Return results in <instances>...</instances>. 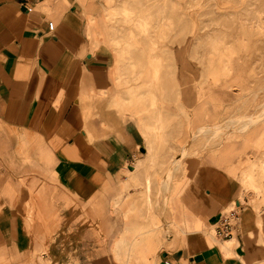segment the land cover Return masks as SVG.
<instances>
[{
    "label": "crops",
    "instance_id": "obj_1",
    "mask_svg": "<svg viewBox=\"0 0 264 264\" xmlns=\"http://www.w3.org/2000/svg\"><path fill=\"white\" fill-rule=\"evenodd\" d=\"M106 4L107 0H0V264H72L73 255L79 264H96L95 233L89 225L93 221L101 240L110 239L109 264H264V259L253 262L251 243L264 251L257 215L253 230L238 235L236 229L238 243L232 251L225 243L234 237L218 239L212 229L220 221L209 223L218 210L224 217L238 203L221 196L213 201L205 193V187L222 184L218 170H235L231 166L236 148L222 149L224 142L258 128L253 134L261 154L242 171L239 198L243 200L245 177L264 158V123L242 130L246 122L234 116L227 123L221 120L216 104L227 99L225 87L204 84L197 89L193 114L180 99L188 114L186 123L224 128L228 135L217 148H206L214 153L208 161L186 159L185 168L177 171L165 207L167 217L161 206L154 205L156 217L163 222L161 231H139L147 226V210L141 211L147 208L146 202L137 197L145 191L148 172L143 166L134 171L129 167L144 140L146 154L133 167L153 157L169 158L170 135L158 146L144 130L156 128V121L146 119L142 125L123 115L134 126L90 118L98 97L106 88H115L116 55L110 44L104 45L112 40ZM49 23H54L53 31ZM93 33L101 38L95 39ZM110 54L115 58L113 67ZM167 103L163 105L166 123L176 115ZM209 104L215 107L213 112ZM155 174H163V169L157 168ZM116 177H123L120 190L108 206L107 193ZM160 185L153 184L154 191ZM107 207L111 214H122L120 231L112 224ZM245 214H241L243 219ZM196 246L202 249L193 251ZM163 249L173 252L161 261Z\"/></svg>",
    "mask_w": 264,
    "mask_h": 264
},
{
    "label": "rangeland",
    "instance_id": "obj_2",
    "mask_svg": "<svg viewBox=\"0 0 264 264\" xmlns=\"http://www.w3.org/2000/svg\"><path fill=\"white\" fill-rule=\"evenodd\" d=\"M106 9L112 40L104 45L110 44L113 55H116V64L112 70V75L116 78V90L113 86L111 91L106 88L107 91L98 97L92 115L88 113L91 119H116L117 125L131 123L135 126L128 116L123 117L125 114L140 121L142 125L146 119L156 121V128L144 130L151 134L150 138L158 142V146H162L170 135L166 155L169 158L159 161L153 157L145 164L140 161L136 165L137 169L143 166L148 172L145 176V191L137 200L140 199L143 204L146 202V178H150L151 212L157 227L153 229L151 225L146 203L147 208H142L141 211L147 210V226L139 231L142 234H154L161 231L163 223L160 217H156L154 205L162 207V214L166 218L165 207L171 193V184L176 182L177 171L180 173L185 168L186 159L208 161V157L214 153L206 148H217L228 135L224 128L204 129L196 127L197 125L193 127V123H186L188 114L181 108V100L189 113L193 114L197 110V89L204 84L214 88L225 87L228 89L227 99L221 101L222 105L216 104L223 123H227L232 116L238 118V121L246 122L242 130L264 123V0H107ZM111 11L115 14H110ZM96 34L98 33H93L95 39L101 38ZM113 59L115 58L112 57V67ZM165 102H168V107L176 114L168 123L164 117ZM113 108L118 112L115 113ZM213 109L215 107L209 104V110L213 112ZM104 128L114 130L113 127ZM257 129L253 128L246 134L224 142L222 149L230 145L236 148L237 158L234 166H231L235 170L230 172L225 168L217 169L224 178L222 184L219 188L205 187V193L213 201L221 196L236 200L245 207L249 200L248 208L238 211L240 214H247L244 219L237 211L234 212L240 218L234 223V229H239L238 235H245L255 228L256 215L260 231L264 233V158L245 177V199L239 198L240 193L242 194V171L249 160L253 161L261 154L255 143L256 135L253 134ZM205 136H210L211 139ZM193 142H196L195 146ZM177 153L178 157L175 158ZM145 154L144 140L138 157L129 169L134 170L136 160L144 158ZM239 159L243 161L240 163ZM196 166L197 169L200 167ZM157 168L163 169V174L156 175ZM122 179L123 177H116L108 190V206L109 201L119 192ZM160 183V186H155L157 189L154 191L153 184ZM227 187H232L233 191L227 192ZM128 197L133 200V197ZM107 211L112 224L120 231L124 226L122 214H111L109 207ZM222 217L223 214L218 210L209 223L216 224ZM95 224L94 221L89 223L95 233L93 247L95 246L96 255L93 258L96 264H109L110 239L101 240ZM163 230L170 233L167 228ZM261 238L264 241V235ZM169 239L172 240V237ZM251 245L253 262L263 260V248L256 243ZM193 248V251L202 249L198 246ZM171 252L173 251L163 249L160 253L161 261L164 255ZM70 261L72 264L80 263L74 255L70 257ZM44 263L49 264L48 261Z\"/></svg>",
    "mask_w": 264,
    "mask_h": 264
},
{
    "label": "bare ground",
    "instance_id": "obj_3",
    "mask_svg": "<svg viewBox=\"0 0 264 264\" xmlns=\"http://www.w3.org/2000/svg\"><path fill=\"white\" fill-rule=\"evenodd\" d=\"M110 14H112V15H114L115 14V12L114 11H111L110 12ZM99 35V33L98 34H96V36H98ZM100 36V35H99ZM154 74L156 75L157 74V71H156V69L154 70ZM158 131V130H157ZM218 131H220L219 129H218ZM208 132H211V131H208ZM153 150V149H152ZM151 151V150H150ZM134 168V170H137V166L136 167H133ZM134 170H132V171H134ZM146 185H147V192H146V203H147V206H148V209H149V214H150V219H151V225H152V227H153V229H157V227H156V222H155V217H154V214L151 212V209H152V199H151V187H150V185H151V180H150V178H146ZM244 208L239 204V203H237V204H235L229 211H228V213H226L225 214V216L224 217H227V218H232L231 219V222H233V223H235L236 221H239L240 220V218H238L237 216L236 217H234L233 218V212H236L237 211V213H239L238 211H242ZM240 214V213H239ZM241 215V214H240ZM236 225H237V223H236ZM220 226V225H219ZM219 226H217L215 229H214V235L218 238V235H217V228L219 227ZM236 232V229H233L232 231H231V237L230 238H228V239H220V238H218V239H220V240H230V239H232L233 237V239H232V241H230V242H226L225 243V245H226V249H229V250H233L234 249V247L235 246H237V239H236V234H234ZM235 235V236H234ZM225 247V246H224Z\"/></svg>",
    "mask_w": 264,
    "mask_h": 264
},
{
    "label": "built area",
    "instance_id": "obj_4",
    "mask_svg": "<svg viewBox=\"0 0 264 264\" xmlns=\"http://www.w3.org/2000/svg\"><path fill=\"white\" fill-rule=\"evenodd\" d=\"M49 30H54V23H49ZM234 213V212H233ZM233 218L236 217L235 214H233ZM232 218L222 217L220 220V226L217 228V235L218 237L222 239H228L231 237V231L235 228V225L233 222H231ZM165 264H170L169 262H165Z\"/></svg>",
    "mask_w": 264,
    "mask_h": 264
}]
</instances>
